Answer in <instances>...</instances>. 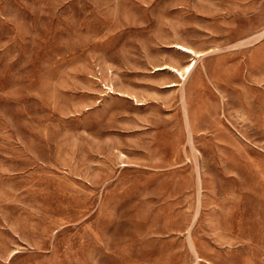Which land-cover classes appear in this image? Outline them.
<instances>
[{
	"label": "rangeland",
	"instance_id": "obj_1",
	"mask_svg": "<svg viewBox=\"0 0 264 264\" xmlns=\"http://www.w3.org/2000/svg\"><path fill=\"white\" fill-rule=\"evenodd\" d=\"M0 264H264V0H0Z\"/></svg>",
	"mask_w": 264,
	"mask_h": 264
},
{
	"label": "bare ground",
	"instance_id": "obj_2",
	"mask_svg": "<svg viewBox=\"0 0 264 264\" xmlns=\"http://www.w3.org/2000/svg\"><path fill=\"white\" fill-rule=\"evenodd\" d=\"M175 47L177 49L181 50L183 53L189 54L191 56L189 63L184 67L186 75H182L183 81H185L187 79L188 75L191 73L193 67L195 66L197 58L200 57L204 51L203 50H196L192 46H188L186 44L179 43V42L175 44ZM162 67H163V69L164 68H172L173 70L180 73L179 68L175 65L165 63L162 66H160L159 68H162Z\"/></svg>",
	"mask_w": 264,
	"mask_h": 264
}]
</instances>
